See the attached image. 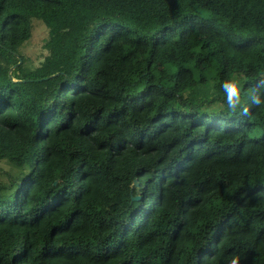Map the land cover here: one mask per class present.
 Wrapping results in <instances>:
<instances>
[{"label": "trees", "instance_id": "obj_1", "mask_svg": "<svg viewBox=\"0 0 264 264\" xmlns=\"http://www.w3.org/2000/svg\"><path fill=\"white\" fill-rule=\"evenodd\" d=\"M233 259L264 264V0H0V264Z\"/></svg>", "mask_w": 264, "mask_h": 264}, {"label": "rangeland", "instance_id": "obj_2", "mask_svg": "<svg viewBox=\"0 0 264 264\" xmlns=\"http://www.w3.org/2000/svg\"><path fill=\"white\" fill-rule=\"evenodd\" d=\"M30 40L23 45L20 49L23 60L28 66L37 67L41 64L47 52L44 50V44L49 37V31L47 27L39 20H32L30 22ZM239 91L242 89L244 81L243 78L239 77ZM213 93L212 88L200 87L195 92L191 94V98L195 100L207 99ZM222 106L220 104L210 105L205 108V111L210 113L218 112ZM2 167L16 174L17 170L13 165L9 163L2 164Z\"/></svg>", "mask_w": 264, "mask_h": 264}, {"label": "clouds", "instance_id": "obj_3", "mask_svg": "<svg viewBox=\"0 0 264 264\" xmlns=\"http://www.w3.org/2000/svg\"><path fill=\"white\" fill-rule=\"evenodd\" d=\"M221 87L224 90L225 100L228 108L232 111H236L237 108L243 103L239 91V87H240L239 81L236 80L225 81L221 85ZM252 103L254 104L261 103L259 96H254L252 99ZM244 110L246 111V108ZM231 264H237V260L233 259L231 261Z\"/></svg>", "mask_w": 264, "mask_h": 264}, {"label": "water", "instance_id": "obj_4", "mask_svg": "<svg viewBox=\"0 0 264 264\" xmlns=\"http://www.w3.org/2000/svg\"><path fill=\"white\" fill-rule=\"evenodd\" d=\"M136 199H139V198H136Z\"/></svg>", "mask_w": 264, "mask_h": 264}]
</instances>
